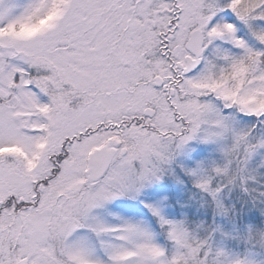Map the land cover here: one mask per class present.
Returning a JSON list of instances; mask_svg holds the SVG:
<instances>
[{
	"label": "snow or ice",
	"instance_id": "obj_1",
	"mask_svg": "<svg viewBox=\"0 0 264 264\" xmlns=\"http://www.w3.org/2000/svg\"><path fill=\"white\" fill-rule=\"evenodd\" d=\"M0 264H264V0H0Z\"/></svg>",
	"mask_w": 264,
	"mask_h": 264
}]
</instances>
